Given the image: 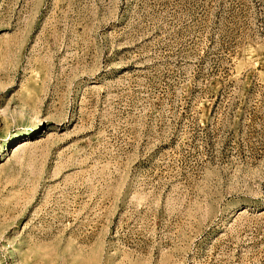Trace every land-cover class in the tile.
<instances>
[{
  "label": "rangeland",
  "instance_id": "374dc122",
  "mask_svg": "<svg viewBox=\"0 0 264 264\" xmlns=\"http://www.w3.org/2000/svg\"><path fill=\"white\" fill-rule=\"evenodd\" d=\"M0 264H264V0H0Z\"/></svg>",
  "mask_w": 264,
  "mask_h": 264
},
{
  "label": "bare ground",
  "instance_id": "6f19581e",
  "mask_svg": "<svg viewBox=\"0 0 264 264\" xmlns=\"http://www.w3.org/2000/svg\"><path fill=\"white\" fill-rule=\"evenodd\" d=\"M25 144H26V143H25ZM25 144H24V145H25ZM24 145L19 146V148H18L17 150H19V149H21L22 147H24Z\"/></svg>",
  "mask_w": 264,
  "mask_h": 264
}]
</instances>
